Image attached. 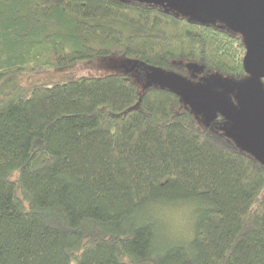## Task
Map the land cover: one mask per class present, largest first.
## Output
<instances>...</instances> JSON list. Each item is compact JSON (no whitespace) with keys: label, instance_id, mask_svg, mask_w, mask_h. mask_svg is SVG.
<instances>
[{"label":"trees","instance_id":"16d2710c","mask_svg":"<svg viewBox=\"0 0 264 264\" xmlns=\"http://www.w3.org/2000/svg\"><path fill=\"white\" fill-rule=\"evenodd\" d=\"M244 52L138 0H0V264H264V164L116 67L239 81ZM190 200L162 242L150 208Z\"/></svg>","mask_w":264,"mask_h":264},{"label":"water","instance_id":"95a60500","mask_svg":"<svg viewBox=\"0 0 264 264\" xmlns=\"http://www.w3.org/2000/svg\"><path fill=\"white\" fill-rule=\"evenodd\" d=\"M138 1L162 5L197 21L217 22L240 33L245 46L242 64L246 76L238 82H228L227 77L215 74L214 82H210V77L194 82L173 71L140 68H146L151 80L147 84L175 92L206 123L217 115L223 117L222 124L212 127L264 164V0Z\"/></svg>","mask_w":264,"mask_h":264},{"label":"rangeland","instance_id":"374dc122","mask_svg":"<svg viewBox=\"0 0 264 264\" xmlns=\"http://www.w3.org/2000/svg\"><path fill=\"white\" fill-rule=\"evenodd\" d=\"M129 63L130 64H127L126 62H120L117 63L116 67H125L129 68L130 70L136 68V75L140 77V80L143 81L142 83L151 82V80L146 79L149 78V76L146 75L147 73H145L144 71V69L146 68H140V66L138 67L137 65L140 64H136L133 62ZM182 76L189 79L188 75ZM159 208L156 209L152 206L149 213H147L150 214L151 212H153L154 216L156 217V219L154 218L156 225L159 224V230L163 229V231H160V233L158 234V238H160L162 242L166 243L180 240L182 238L184 239V241H186L185 243H187V241H189L192 236L193 227L191 225L194 219L193 214L196 212L197 208H200V206L196 205L195 200H190L185 203L180 202L175 204L172 203L171 205H164L161 210H159Z\"/></svg>","mask_w":264,"mask_h":264},{"label":"flooded vegetation","instance_id":"af4514ba","mask_svg":"<svg viewBox=\"0 0 264 264\" xmlns=\"http://www.w3.org/2000/svg\"><path fill=\"white\" fill-rule=\"evenodd\" d=\"M160 6H162V5H160ZM163 7V6H162ZM212 24H215V25H217V26H220L217 22L216 23H212ZM135 70H137V69H135ZM187 74H188V78L190 79V80H192V81H202V79H209V77H210V82H214V78H212V75L213 74H209V75H203L202 73H199L198 72V70H190V71H188L187 72ZM191 77V78H190ZM146 78V77H145ZM147 80H149L150 78H146ZM229 80H227L228 82H238V81H236V80H234V79H230V78H228ZM240 81V80H239ZM233 93L232 92H230L229 93V97L232 99L233 98ZM233 100V99H232ZM217 117V116H216ZM216 119V118H215ZM215 124H218V122L217 121H215V120H213V121H211L210 122V125L211 126H214Z\"/></svg>","mask_w":264,"mask_h":264}]
</instances>
